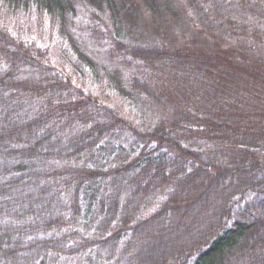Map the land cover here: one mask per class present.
I'll list each match as a JSON object with an SVG mask.
<instances>
[{
  "label": "trees",
  "instance_id": "16d2710c",
  "mask_svg": "<svg viewBox=\"0 0 264 264\" xmlns=\"http://www.w3.org/2000/svg\"><path fill=\"white\" fill-rule=\"evenodd\" d=\"M233 1H189L190 28L215 8L226 39L201 50L125 43L127 0H85L115 66L78 53L82 90L20 37L71 2L0 0L19 13L0 27V264H264V0Z\"/></svg>",
  "mask_w": 264,
  "mask_h": 264
},
{
  "label": "rangeland",
  "instance_id": "374dc122",
  "mask_svg": "<svg viewBox=\"0 0 264 264\" xmlns=\"http://www.w3.org/2000/svg\"><path fill=\"white\" fill-rule=\"evenodd\" d=\"M69 1L76 9V14L74 16L69 12V14L64 16L63 19L65 21H63L61 18L59 19L56 16L53 18L49 14L40 16L38 13L34 12V14L31 16V19H33V27H36L35 33L25 32L20 34V37L24 38V41H28L30 39L35 40L37 42V48L44 50L50 55H54L55 62H59L58 57L60 56L62 60L60 61L59 66L61 70L64 69V71H62L63 74L71 79L73 85L76 88L86 90L88 89V80H84L83 78L88 77V73L90 74L91 70L87 63L82 61L83 58H81L80 55L78 57L77 54L86 53L87 56L95 60L100 66L111 65L114 67V64L106 60L105 55L99 54L101 49L94 45L89 34L91 29L103 30L104 35L106 34L105 30L110 29L111 34H113V23L111 19H109V14H104L108 23H106V21L101 16L99 20V18H96L94 14H91V12L88 10L89 8L84 3L85 0ZM189 1L190 0H127V2L124 4L125 6L120 10L121 16L124 15V17L117 25L119 27L120 25L124 26V32L120 31L121 34H119L120 38L124 42L126 41L125 43L128 42L129 44L149 42L151 40L155 41V39H159V41L163 42L173 43L172 40H179V36H188L190 33H194V36L188 40L194 45L199 46V49L202 50L205 47L203 46L205 40H203L204 37L200 34L208 32L211 39L215 40L216 42L224 43L226 39L225 37L220 36L221 33L217 29L216 23L214 22L215 19H217L216 12H218L215 11L214 6L212 7L214 8L215 12L213 11L212 13L213 18L209 24V29H205V31L201 29L200 33V31L196 28H190L189 19H192L194 11L190 13L191 9L189 6ZM243 1L244 0H234L231 2L230 7H232L234 10L236 8L242 10L241 5L245 6V4L242 3ZM227 4L228 3L225 4L224 1L221 2L219 10L227 7ZM149 5L153 8V10L149 8ZM5 9L6 12L0 11V27H13L14 25L9 24L7 20H9L11 15L19 13L16 11V9L13 12L9 6H6ZM21 12H23L22 9ZM225 22L229 23V17ZM188 30L193 32H188ZM37 31H41V35L38 34ZM133 31L139 35L133 36L136 35ZM174 31H177V37L174 34ZM10 32H16V30L12 29ZM170 32H172L174 35H171L169 39H163L160 35V33L167 35ZM11 35L16 37L13 33H11ZM17 36L19 37L18 33ZM123 36H125V39L122 38ZM64 50L73 55H70V61L66 58H62ZM77 69H84L85 72L80 75V70L78 73ZM93 83L96 82L93 81ZM110 106L113 107V104H110Z\"/></svg>",
  "mask_w": 264,
  "mask_h": 264
}]
</instances>
